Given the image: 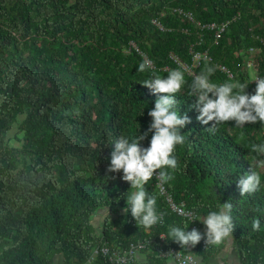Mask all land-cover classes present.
Segmentation results:
<instances>
[{
	"label": "trees",
	"instance_id": "16d2710c",
	"mask_svg": "<svg viewBox=\"0 0 264 264\" xmlns=\"http://www.w3.org/2000/svg\"><path fill=\"white\" fill-rule=\"evenodd\" d=\"M224 23L218 37L207 27ZM263 39L264 0H0V264H115L101 246L124 253L139 243L144 259L127 264H167L165 249L205 261L216 254L212 245L182 249L168 231L204 233L203 218L227 202L240 264H264V170L257 192L242 197L238 188L250 171L249 146L264 143V125L236 128L230 121L207 131L211 122L197 119L188 75L176 111L190 123L174 153V179L164 185L198 219L176 215L153 177L145 187L162 220L145 230L124 211L131 186L123 173L107 171L120 136L147 133L141 147H149L148 112L160 94L142 84L177 69L170 55L191 63L192 53H206L210 60L196 73L211 67L213 82H239L252 95L253 80L264 78ZM132 45L154 70L138 72L144 58ZM14 127L18 145L11 146ZM99 211L105 213L98 230ZM254 218L259 231L252 230Z\"/></svg>",
	"mask_w": 264,
	"mask_h": 264
},
{
	"label": "clouds",
	"instance_id": "9594fccd",
	"mask_svg": "<svg viewBox=\"0 0 264 264\" xmlns=\"http://www.w3.org/2000/svg\"><path fill=\"white\" fill-rule=\"evenodd\" d=\"M152 67L151 60H144L138 65V72H146ZM213 73L214 69L207 67L200 74L194 75L188 93L196 99L194 107L199 112L198 121L203 125L211 122L207 131L214 132L218 125L230 121L235 122L236 128L258 122L264 125V78L257 77L253 80L256 83L255 94L249 95L245 92L247 86L239 82H213L210 79ZM185 83V71L182 68L169 71L166 78L157 75L146 79L142 85L153 94H160L154 109L148 112L151 117L148 131L153 133L149 147H141V141L145 140L147 133L133 137L122 135L112 145L114 150L110 153V166L107 171L123 173L122 179L131 186L124 211L130 210L136 223L145 230H150L161 220L156 210L157 199L148 194L145 186L154 176L161 183L174 179L171 173L178 169V160L174 153L177 146L186 141L182 129L190 120L187 115L181 117L176 111V97ZM249 150L250 171L238 181L242 197L259 190L260 170H264V143H253ZM232 207V203L227 202L218 211L209 212L202 220L206 227L205 233L197 229L188 231L171 227L167 234L169 240L182 249L194 248L202 240L206 245H222L233 236L235 229L231 216ZM260 226V219L254 218L252 230L259 231ZM167 256L171 257L172 254ZM168 264H174V261L170 259Z\"/></svg>",
	"mask_w": 264,
	"mask_h": 264
},
{
	"label": "built area",
	"instance_id": "2783aa9c",
	"mask_svg": "<svg viewBox=\"0 0 264 264\" xmlns=\"http://www.w3.org/2000/svg\"><path fill=\"white\" fill-rule=\"evenodd\" d=\"M174 12H177L179 15L183 16V18L192 21L193 17L191 13H187V12H183L181 10H177L175 9ZM153 23L161 30H163V27L161 26V24L157 21L154 20ZM228 26V23H224L219 27H216L215 24H210L207 27L211 30L213 29H217L216 31V37L219 36L220 33H222L225 28ZM205 26H203L204 28ZM262 44H264V39L261 40ZM133 48H135L134 45H132ZM135 51L137 53H139L140 55L143 56L144 60H149L141 51H139L138 49L135 48ZM171 60L173 61V63L175 64L176 68H182V70L185 71V74L188 75L189 77H191L192 79L194 78V75H198V73L195 72V70L199 67L200 62L202 60H210V58H208L206 53H192V58H191V63H186L181 61L177 56L175 55H170ZM249 66V64H248ZM218 68L221 70V72H223L224 74H226L229 78H232V74L231 72L228 70V68L224 65H218ZM154 65L150 70H154ZM167 69V67L165 68ZM256 84V83H255ZM156 179V189L159 192L160 195L164 196L167 203L170 206V209L178 216L187 219L189 221H195L198 219V215L194 210L191 209H187L185 207L184 203H175L173 201V198L171 196V194L167 191L164 183H161L159 181V179L154 176ZM161 220L162 217L160 216ZM202 242V247L204 249H209L211 245H206L204 240L201 241ZM145 248L144 244H135V245H130L129 249L127 251H125L124 253H117V252H113L111 251L108 247L106 246H101L100 247V253L108 256L109 260L112 261L115 264H127L131 261H133L134 259H138V255L142 254L143 249ZM98 253V250L94 251V255H96ZM171 253L172 256L169 257L167 256V254ZM160 256L167 258V259H172L175 264H208L205 263L200 257L190 253V252H182V251H178L175 249H165L162 250L160 252Z\"/></svg>",
	"mask_w": 264,
	"mask_h": 264
},
{
	"label": "crops",
	"instance_id": "0c3cea01",
	"mask_svg": "<svg viewBox=\"0 0 264 264\" xmlns=\"http://www.w3.org/2000/svg\"><path fill=\"white\" fill-rule=\"evenodd\" d=\"M202 231L204 233L206 232L205 225L203 226ZM212 247L216 250V254L208 258V260H205V263H208V264H240L239 253L234 247L232 237L229 240H226L222 245L212 246ZM138 258L144 259L142 255H138ZM169 260L170 259L167 260V264Z\"/></svg>",
	"mask_w": 264,
	"mask_h": 264
},
{
	"label": "rangeland",
	"instance_id": "374dc122",
	"mask_svg": "<svg viewBox=\"0 0 264 264\" xmlns=\"http://www.w3.org/2000/svg\"><path fill=\"white\" fill-rule=\"evenodd\" d=\"M17 134V128L16 127H14L9 133H8V139H9V144L11 145V146H16V145H18V143L16 142V140H15V135ZM104 211H99L98 213H97V215L94 217V219H93V224L95 225V227L99 230L100 229V227H101V224H102V222H103V220H104ZM57 264H61V262L59 261Z\"/></svg>",
	"mask_w": 264,
	"mask_h": 264
}]
</instances>
